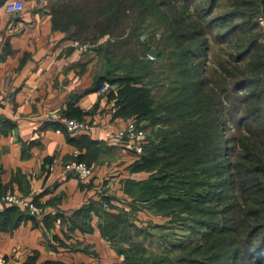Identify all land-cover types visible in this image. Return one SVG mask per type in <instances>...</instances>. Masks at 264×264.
Here are the masks:
<instances>
[{
    "label": "trees",
    "instance_id": "obj_1",
    "mask_svg": "<svg viewBox=\"0 0 264 264\" xmlns=\"http://www.w3.org/2000/svg\"><path fill=\"white\" fill-rule=\"evenodd\" d=\"M44 1L53 27L72 41L80 39L81 45L105 33L120 36L129 25L131 36L141 34L145 21L153 18L165 31L160 39L173 46L165 52L158 50L156 58L144 55L147 61L134 55L133 62L119 60L113 67L109 62L97 75L93 89L105 82L110 87L116 85L108 92L116 115L145 130L146 136L139 140L143 151L129 170L149 176L124 180L126 196L116 198L118 203L103 194L98 201L83 205L71 216L72 225L91 232L89 212L94 209L101 218V234L122 256L117 264H264V155L254 150L264 143V53L256 49L260 36L255 19L264 11V0H238L231 11L217 17L208 9H214L218 0H201L207 4L200 6V18L188 16L181 22L162 10L165 6L172 9L171 0ZM176 1L200 5L199 0ZM211 37L236 44L231 56L237 64L246 58L249 62L236 66L239 74L229 86L205 92L212 86L207 73ZM103 49L111 51V46ZM167 59L175 76L170 79L168 95L155 105L152 77L165 67ZM61 115L82 119L81 111L71 106ZM228 116L236 134L245 129L247 134L224 136L229 129ZM47 127L66 132L78 148L96 144L86 135L71 136L61 120H49L43 126ZM240 140L246 141L237 154ZM75 158L92 166L84 153ZM16 209L4 207L0 218L13 213L20 219L34 216ZM170 225L188 229L198 238L188 242L176 239L169 248L150 249L146 243L156 237L152 229ZM162 234L163 238L169 236ZM30 260L25 264H33Z\"/></svg>",
    "mask_w": 264,
    "mask_h": 264
},
{
    "label": "crops",
    "instance_id": "obj_2",
    "mask_svg": "<svg viewBox=\"0 0 264 264\" xmlns=\"http://www.w3.org/2000/svg\"><path fill=\"white\" fill-rule=\"evenodd\" d=\"M7 1L0 5V195L18 194L44 212L0 218V255L17 264L30 259L33 264L120 263L122 256L101 234L94 209L89 212L91 232L72 225L71 216L103 194L118 203L116 198L126 196L124 180L149 176L130 172L139 153L116 137L130 119L116 115L110 89H93L97 75L105 71L94 57L95 48H81L55 29L44 0H23L19 13L8 12ZM70 106L91 126L69 130L70 135L88 136L96 143L93 147L78 148L66 132L43 128ZM75 151L86 154L92 165L87 180L64 170ZM12 206L26 213L24 207Z\"/></svg>",
    "mask_w": 264,
    "mask_h": 264
},
{
    "label": "rangeland",
    "instance_id": "obj_3",
    "mask_svg": "<svg viewBox=\"0 0 264 264\" xmlns=\"http://www.w3.org/2000/svg\"><path fill=\"white\" fill-rule=\"evenodd\" d=\"M49 2H55L57 3L58 1L61 0H46ZM179 1V0H178ZM181 1V0H180ZM201 0L198 1L200 4L199 6L196 3H190V5H186L185 2H177L176 0H171L172 2V9L169 6H165L163 12L167 13L171 19H176L177 22L180 21L182 18L188 19L190 16V19H193L194 17H198L199 12L202 8L200 6H204L207 3L202 2L203 4L200 3ZM207 1V0H205ZM205 3V4H204ZM238 3V0H218L217 1V6L214 9H208L211 13L212 16L217 17L219 14H224L226 12L231 11L233 8L234 4ZM198 6V7H197ZM184 7L187 8L185 11ZM171 10V11H170ZM200 18V15H199ZM198 19V18H197ZM255 19L257 21V30L259 32V44L257 46V50H260L261 52L264 53V11L260 10L256 16ZM146 23L143 24L142 29H141V34L138 33L137 35L131 36L129 34L130 31V25L128 28H126L124 33L120 36H115V35H110L109 33H105L102 35L100 38L93 39V40H87L86 43L88 44H83L89 46L90 43L95 42L94 45L92 46H97L99 50L96 52V56H94L97 59V63L99 66H104L105 68L110 64L115 65L119 60H122L125 63L133 62L134 55L137 57H140L141 59L146 60V56L150 58H156V55L158 53V50L162 51H167L169 50L168 47H173L172 45L168 46V43H164L160 38V35H162L164 31L163 27L159 26V23H154L153 18L147 19L145 21ZM181 22V21H180ZM188 21H185L183 24L187 25ZM182 24V26H183ZM175 27H177V23H174ZM180 26V27H182ZM73 28L70 29V31ZM185 30V29H182ZM179 30V31H182ZM95 36H98V34H94ZM140 37V40H139ZM78 45H81L79 43H82L80 39H76ZM140 41H145V43H140ZM116 44V45H115ZM110 45L111 46V51H105L103 49L104 46ZM150 47L147 51V48ZM101 49L104 51L102 52ZM154 49L156 50V55L150 54V50ZM237 50V46L235 43H228L226 41H216L211 37V46L210 50L208 49L207 55H209V59L207 60V73L209 77V82L211 83L212 86L205 88V92H209L211 89L212 91H221L222 88H225L229 86L235 79V77L239 74V69L236 67L239 64L242 66H245L248 62L249 59H243L237 61L239 64L235 62L231 54H235ZM147 52V53H146ZM146 55V56H144ZM123 58V59H122ZM169 59L165 60V67H160L156 70L157 76L152 77L151 85H152V92L153 96L155 98V105H157V102H159V99H162L168 95V91L170 90V79H173L175 76L174 72L175 69H172L170 66H168ZM119 73L121 71H117L116 73ZM223 96V93H222ZM163 102V101H161ZM227 106V105H226ZM207 106H205L204 113H207ZM228 124H229V129L227 131H224V136H230L231 133L235 134L236 137H239L240 135H244L243 132L247 134V129L239 132L236 134L237 130L232 128L233 122L231 121L230 117L228 116ZM162 122L158 123V125H161ZM227 124V125H228ZM156 125V126H158ZM246 140H240L237 144V154L241 153L243 142ZM252 140L250 138H247V142L252 146ZM255 151H257L261 156L264 155V143L262 144H257L256 147L254 148ZM252 151L248 152L247 155L250 157L252 155ZM258 156H253V158H257ZM256 161V160H254ZM144 218H148L147 215L143 213ZM155 219H159L155 217ZM169 228V229H168ZM186 229V228H185ZM169 234L168 238L164 237L163 234ZM151 233H154L156 237L153 239H149L152 242H147V246L150 249L155 248H169L170 246H173V243H176V239H181L184 242H188L190 240H196L198 237H195L190 233V231L187 229V231L183 230L182 228L172 226L170 225L169 227H165L164 229H152ZM180 236L181 238L177 237ZM159 243H162L160 246ZM4 257V256H3Z\"/></svg>",
    "mask_w": 264,
    "mask_h": 264
},
{
    "label": "built area",
    "instance_id": "obj_4",
    "mask_svg": "<svg viewBox=\"0 0 264 264\" xmlns=\"http://www.w3.org/2000/svg\"><path fill=\"white\" fill-rule=\"evenodd\" d=\"M4 8L8 12L11 13H19L24 9V1L23 0H9L5 3ZM77 43V41L75 42ZM87 45H81V48H87ZM110 85L105 82L103 83L98 89L97 93H101L105 90H109ZM55 117L54 120H61L67 129L73 132H77L78 130H90L91 126L83 119H75V118H68L65 116H53ZM125 130H121L116 135L119 139H126L127 145L130 147H134L137 153H141L143 151V145H141L140 141L146 136L145 130L136 126L134 121L128 122ZM78 156V152H74L73 159L70 161L65 162L64 170L73 172L78 179L87 180L92 175V167L88 164H85L83 161H77L75 157ZM0 208L3 209L6 206L10 205H19L24 207L30 214H40L44 212V209L39 205H36L34 202L26 199L23 196H20L15 193H5L0 195ZM0 264H17L14 259L7 260L5 257L0 255Z\"/></svg>",
    "mask_w": 264,
    "mask_h": 264
},
{
    "label": "water",
    "instance_id": "obj_5",
    "mask_svg": "<svg viewBox=\"0 0 264 264\" xmlns=\"http://www.w3.org/2000/svg\"><path fill=\"white\" fill-rule=\"evenodd\" d=\"M95 46H88L87 49H90V50H94ZM156 50L154 49H151L150 50V54H152L153 56L156 55Z\"/></svg>",
    "mask_w": 264,
    "mask_h": 264
}]
</instances>
